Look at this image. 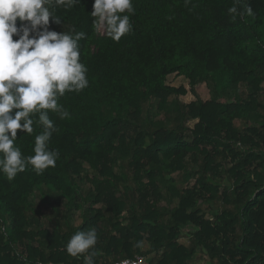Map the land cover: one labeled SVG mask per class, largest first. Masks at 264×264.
<instances>
[{"label": "trees", "instance_id": "16d2710c", "mask_svg": "<svg viewBox=\"0 0 264 264\" xmlns=\"http://www.w3.org/2000/svg\"><path fill=\"white\" fill-rule=\"evenodd\" d=\"M132 2L133 29L119 42L94 22V0L54 5L61 23L50 19V30L86 33L89 86L60 97L68 118L49 111L56 167L38 175L28 165L12 181L0 173V264H85L88 253L72 257L66 245L90 228L93 264L152 253L147 264H191L197 252L208 264H264V0H240L239 14L228 13L235 0ZM172 75L189 89L167 85ZM34 129L17 132L25 157Z\"/></svg>", "mask_w": 264, "mask_h": 264}, {"label": "clouds", "instance_id": "9594fccd", "mask_svg": "<svg viewBox=\"0 0 264 264\" xmlns=\"http://www.w3.org/2000/svg\"><path fill=\"white\" fill-rule=\"evenodd\" d=\"M79 3L67 0L66 6ZM239 3L235 0L228 13L239 14L235 6ZM64 4L65 0H0V173L9 181L28 165L38 175L56 167L60 154L49 148V142L58 129L49 111L62 120L68 118L70 113L58 102L60 97L66 92L80 93L89 86L79 43L86 33L74 28L57 33L49 28L50 19L61 23L54 5ZM245 11L253 14L250 5ZM134 14L132 0H94L91 13L94 22L115 42L132 31L130 17ZM34 125L41 126L42 131L35 136L34 155L25 157L15 143L17 132L32 134ZM97 242L95 228L77 231L69 239L66 252L72 257L88 253L85 264H93L90 250ZM143 246L144 241L134 245ZM119 264L134 262L121 259Z\"/></svg>", "mask_w": 264, "mask_h": 264}, {"label": "rangeland", "instance_id": "374dc122", "mask_svg": "<svg viewBox=\"0 0 264 264\" xmlns=\"http://www.w3.org/2000/svg\"><path fill=\"white\" fill-rule=\"evenodd\" d=\"M100 32L102 34L104 32V28L102 26H100ZM167 85H169L171 87H175V88L184 87L186 89H189L188 81L185 78H183L182 76H175V75L169 76L168 80H167ZM196 91H197V93L199 95V98L201 100H203V101H206V100H208L211 97L208 89L206 88V86L204 84L197 86L196 87ZM234 94H235V91H229L225 95V99L224 100L227 101V102L232 101L234 99ZM180 100L182 102L188 104V103H190L192 101H195L196 99L193 97L192 94L188 93L186 96L180 97ZM195 123H196V121L192 122V123H189L188 126L191 128V127H193V125ZM235 124L238 126L240 124V121H235ZM173 177H174V179H176L178 185H183L185 187H190V186H192L194 184V179L189 180L185 176L179 177L177 175H173ZM200 208L202 209V211L205 212V214L207 216L206 218L207 219H211V212H210L209 208L207 207V205L205 203H202L200 205ZM79 215H80V213L76 212V214L74 216V220L71 222L73 226L79 225L81 223ZM187 232H188V230H184L183 231L184 236L179 240L180 244H183V245H187L188 244ZM146 245H147V243H146ZM143 249H146V248H143ZM191 264H208V260H207L206 256H204V255L200 254L199 252H197L195 254V256L193 257V259L191 261Z\"/></svg>", "mask_w": 264, "mask_h": 264}, {"label": "built area", "instance_id": "2783aa9c", "mask_svg": "<svg viewBox=\"0 0 264 264\" xmlns=\"http://www.w3.org/2000/svg\"><path fill=\"white\" fill-rule=\"evenodd\" d=\"M128 260L134 262V264H147L146 258L142 255H136V256H134V258L128 259ZM113 264H119V261L114 262Z\"/></svg>", "mask_w": 264, "mask_h": 264}, {"label": "crops", "instance_id": "0c3cea01", "mask_svg": "<svg viewBox=\"0 0 264 264\" xmlns=\"http://www.w3.org/2000/svg\"><path fill=\"white\" fill-rule=\"evenodd\" d=\"M146 243L144 244V246L142 247V250L145 252V251H148L149 250V245L147 244L146 246ZM143 248H146V249H143ZM154 256V254H149L147 256H144L146 258V263H148V260L151 259L152 257Z\"/></svg>", "mask_w": 264, "mask_h": 264}]
</instances>
